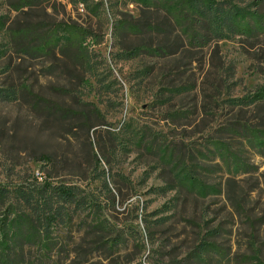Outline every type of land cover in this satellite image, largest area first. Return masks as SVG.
<instances>
[{
	"label": "rangeland",
	"instance_id": "374dc122",
	"mask_svg": "<svg viewBox=\"0 0 264 264\" xmlns=\"http://www.w3.org/2000/svg\"><path fill=\"white\" fill-rule=\"evenodd\" d=\"M217 1L249 12L255 35L218 41L206 31L202 50L184 48L198 27L181 0H48L46 12L25 13L0 0V90H20L19 100H0V182L51 175L97 203L53 228L48 264H264V148L231 133L264 131V101L234 106L264 89V27L252 17L264 20V0ZM176 7L190 11L182 28L171 24ZM30 18L56 28L61 43L67 25L86 29L90 72L59 55L18 58L10 30ZM150 23L163 33L147 31ZM55 101L70 109L67 119L47 110ZM225 146L238 156L233 165L252 169L230 173ZM96 216L110 236L90 233ZM114 236L121 243L111 249ZM39 245L26 252L35 264Z\"/></svg>",
	"mask_w": 264,
	"mask_h": 264
},
{
	"label": "trees",
	"instance_id": "16d2710c",
	"mask_svg": "<svg viewBox=\"0 0 264 264\" xmlns=\"http://www.w3.org/2000/svg\"><path fill=\"white\" fill-rule=\"evenodd\" d=\"M12 1L14 9L21 13L35 9L47 11L44 3L48 2V0ZM181 1L186 3L185 7H190L193 25L198 27V29H195L191 39H188L184 48L189 46L202 50L204 45H200L199 41L205 40L204 44H207L206 31L213 33L218 41L225 39L227 36L226 32L230 31L246 36H252L256 33H253V28H251L250 24H247L249 12H246L240 6L226 5L217 0ZM189 13L190 11H180L178 7L170 9V14H173L175 19L171 24L182 28ZM252 17H255V28L261 32L264 27L263 18L255 14ZM201 23H203V26ZM150 24L149 27L145 28L147 31L163 33L159 26ZM206 25L208 30L207 28L205 29ZM132 29L137 32L142 31L138 26H132ZM64 30L67 39L66 42L61 43L59 32L56 28L45 26L44 20L30 18L23 26L19 25L10 30L12 49L17 54V57L22 59H39L50 55L55 57L58 55L64 56L76 72H90V55L94 52L88 51L87 40L91 35L86 29L75 24L67 25ZM188 31L184 30L183 34L185 36L188 35ZM2 55L0 53V57ZM52 72L53 70L51 71L50 68L47 75H51ZM19 99L20 90L12 89L6 92L0 90L1 101H17ZM38 101L49 102L45 98H38ZM234 101V106L236 107L251 106L258 101H264V89L257 99L248 102L242 99H234ZM47 110L59 114L61 119H67L71 112L70 109L56 101L52 105L47 106ZM231 133L232 136L243 141L244 145L248 143L254 149L264 148V131L251 132L246 128L243 129L242 133L235 131ZM251 133H253V136H250ZM258 135L262 139H257ZM214 145L216 148L224 146L220 141H215ZM149 150L151 151L152 149ZM196 152L200 155L199 159L201 160L210 156L207 152L205 153L201 150H196ZM169 153L170 148L168 147L165 150L166 158ZM241 153L239 150V154ZM219 156L233 175L252 169L251 166L245 163V165L243 164L244 166L239 164V167L233 165V161L237 163L238 156L231 151V148H227V152H221ZM38 160L51 163V156L42 154L38 157ZM105 184L107 185L106 181ZM96 204L93 196L85 193L79 186L56 182L51 175L40 174L32 177L31 180L27 178L15 188H10L0 182V264H35L31 260V256L27 258L26 252L30 251L32 243L37 241L40 244V262L48 264V261H51L50 253L53 246L57 244L52 236L53 228L58 225L71 226L76 216L80 218L87 210L97 207ZM106 223H108L106 219L96 216L93 224L90 225V233L98 237L110 236L112 228L110 224L107 225ZM116 237L118 236L112 237L107 242L109 248L119 247L121 241L120 243L117 242ZM107 244L99 245L95 249L106 248Z\"/></svg>",
	"mask_w": 264,
	"mask_h": 264
}]
</instances>
